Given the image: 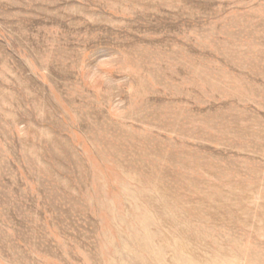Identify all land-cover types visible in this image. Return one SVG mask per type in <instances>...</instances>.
Returning <instances> with one entry per match:
<instances>
[{"label": "rangeland", "instance_id": "obj_1", "mask_svg": "<svg viewBox=\"0 0 264 264\" xmlns=\"http://www.w3.org/2000/svg\"><path fill=\"white\" fill-rule=\"evenodd\" d=\"M0 264H264V0H0Z\"/></svg>", "mask_w": 264, "mask_h": 264}, {"label": "clouds", "instance_id": "obj_2", "mask_svg": "<svg viewBox=\"0 0 264 264\" xmlns=\"http://www.w3.org/2000/svg\"><path fill=\"white\" fill-rule=\"evenodd\" d=\"M100 67L112 68L113 66L107 60H103L100 62ZM87 79L91 86H95L98 81H104L105 77L100 75L98 71L93 69Z\"/></svg>", "mask_w": 264, "mask_h": 264}]
</instances>
